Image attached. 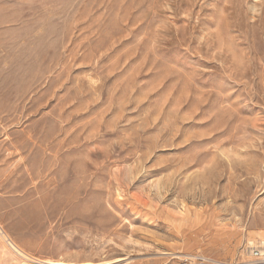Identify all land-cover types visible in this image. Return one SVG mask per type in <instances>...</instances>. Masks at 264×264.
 <instances>
[{"label": "rangeland", "instance_id": "1", "mask_svg": "<svg viewBox=\"0 0 264 264\" xmlns=\"http://www.w3.org/2000/svg\"><path fill=\"white\" fill-rule=\"evenodd\" d=\"M261 240L264 0H0V264Z\"/></svg>", "mask_w": 264, "mask_h": 264}, {"label": "built area", "instance_id": "2", "mask_svg": "<svg viewBox=\"0 0 264 264\" xmlns=\"http://www.w3.org/2000/svg\"><path fill=\"white\" fill-rule=\"evenodd\" d=\"M178 264H264V246L252 247L247 260H223L203 253L182 254L177 257Z\"/></svg>", "mask_w": 264, "mask_h": 264}, {"label": "bare ground", "instance_id": "3", "mask_svg": "<svg viewBox=\"0 0 264 264\" xmlns=\"http://www.w3.org/2000/svg\"><path fill=\"white\" fill-rule=\"evenodd\" d=\"M156 211H154V213H155ZM249 244H255V242L254 241H250V243ZM258 244H261V245H263L264 244V240H261V241H259V243ZM17 249V248H16ZM19 249V248H18ZM17 249V250H18ZM19 252V251H18ZM21 253V252H20ZM165 254H167V253H165ZM170 253H168V255H169ZM172 254H175V253H172ZM177 256V255H176ZM125 259V258H124ZM122 261V260H121ZM48 262V261H47ZM48 263H50V264H65V262H61V261H49ZM81 264H93V263H91V262H82Z\"/></svg>", "mask_w": 264, "mask_h": 264}]
</instances>
